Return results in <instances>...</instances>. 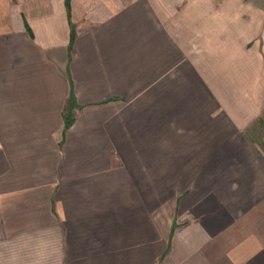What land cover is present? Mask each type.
I'll return each mask as SVG.
<instances>
[{"label":"crops","instance_id":"0c3cea01","mask_svg":"<svg viewBox=\"0 0 264 264\" xmlns=\"http://www.w3.org/2000/svg\"><path fill=\"white\" fill-rule=\"evenodd\" d=\"M257 124L264 0H0V264H264Z\"/></svg>","mask_w":264,"mask_h":264},{"label":"trees","instance_id":"16d2710c","mask_svg":"<svg viewBox=\"0 0 264 264\" xmlns=\"http://www.w3.org/2000/svg\"><path fill=\"white\" fill-rule=\"evenodd\" d=\"M66 5L68 6V0H66ZM74 106V103L72 100L69 101V104L67 106V111L64 115V124H65V127H68L73 119H72V114H71V110H72V107Z\"/></svg>","mask_w":264,"mask_h":264},{"label":"rangeland","instance_id":"374dc122","mask_svg":"<svg viewBox=\"0 0 264 264\" xmlns=\"http://www.w3.org/2000/svg\"><path fill=\"white\" fill-rule=\"evenodd\" d=\"M96 97H97V95H96ZM95 99H96V98H91V100H89V101H94ZM91 106H92V105H87V106H85V107L87 108V107H91ZM255 134H256V135L258 134V136H256L255 139H256L258 142H260L261 144L264 145V129L262 128L261 125H259V124L256 125V127H255Z\"/></svg>","mask_w":264,"mask_h":264}]
</instances>
